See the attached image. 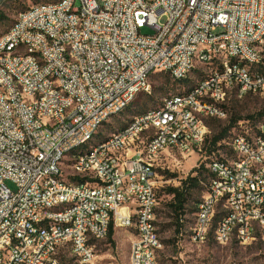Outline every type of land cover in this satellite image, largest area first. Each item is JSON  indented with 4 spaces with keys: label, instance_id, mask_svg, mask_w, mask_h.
I'll list each match as a JSON object with an SVG mask.
<instances>
[{
    "label": "built area",
    "instance_id": "built-area-1",
    "mask_svg": "<svg viewBox=\"0 0 264 264\" xmlns=\"http://www.w3.org/2000/svg\"><path fill=\"white\" fill-rule=\"evenodd\" d=\"M76 10H84L81 37L73 36ZM263 28L264 0H69L54 10L34 7V13L22 15L20 28L12 30L13 43L25 39L29 50H41V58L20 57L13 43L0 38V264H54L53 243H60L62 251L70 236H78V244L70 249L84 250L92 263L97 254L84 248V229L92 230L96 244L99 235L108 238L111 226L122 225H130L134 233L135 264H153L154 249H161L156 228L158 175L153 165L164 168L179 148H187L183 159L196 154L211 180L196 213L198 243L216 232L217 216H227L225 245L237 231H244L248 244L249 235L239 227V219L255 218L257 234L258 227H264V216L257 213V206H264V163H259L264 125L253 128L240 122L237 127L247 134V141H238L240 152L221 155L216 169H208L206 119L222 116L235 76L246 81L238 63L231 62V53L244 51L250 63H264ZM45 33L53 34V42H46ZM249 40H257V47H249ZM203 44H210V52L200 57V68L208 60H225V72L213 69L219 82L200 92L213 99V110L202 109L200 93L176 101L194 105L201 118L175 113L174 105L163 115L139 119L129 134L90 157H81L79 165L89 167V176L69 177L62 172L63 147L85 137L97 118L133 99L137 88H148L143 77L151 75L152 68L175 65L174 77L190 75L193 69L183 72V65L191 63L193 48ZM67 45H75V52H67ZM218 47H225V55H218ZM70 53L82 55L83 64L66 62ZM53 73H60L62 83L72 87L75 99L52 91ZM262 85L264 77L246 82L241 98ZM217 87H225V96H217ZM16 88L30 95L28 105L19 104L21 126L10 121L1 98V90H11L18 103ZM36 97H44V105H36ZM33 110H40V119H33ZM171 120H179L178 131L168 129ZM153 131H161V139L151 151H144ZM255 132H263L260 150H253L250 142ZM157 146H167V154L156 156ZM61 181H69V188H61ZM54 193H63V202L78 201V209L63 217L41 212L42 204H59L53 202ZM138 213L146 215L144 229L134 228ZM88 214L102 217L105 228L92 229ZM27 216L47 219L51 226L71 224V231L39 232V237H32L35 224H27ZM21 247H28V254H21Z\"/></svg>",
    "mask_w": 264,
    "mask_h": 264
},
{
    "label": "bare ground",
    "instance_id": "bare-ground-1",
    "mask_svg": "<svg viewBox=\"0 0 264 264\" xmlns=\"http://www.w3.org/2000/svg\"><path fill=\"white\" fill-rule=\"evenodd\" d=\"M8 0H0V9L7 3ZM69 0H58L52 3L40 4L33 6L27 11L21 12L14 25L10 30L4 35L6 43H13V34L12 30L20 28L22 22V15L34 13L35 10H54L60 8ZM151 1H160V0H151ZM83 19H84V10H76V19L72 23V30L74 37H81V30H83ZM261 38L264 40V28L261 31ZM46 42H53V34L45 33ZM249 47H257V40H249ZM13 50L19 51L20 57H34L41 58V50H29V46L25 39H16L13 43ZM67 52H75V45H67ZM210 52V44H203L198 47L193 48V53H191V63H184L183 72H190L193 69L197 71L200 68V57L206 56ZM218 55H225V47H218ZM66 62H72L75 65L83 64V56L78 55L77 53H70L66 55ZM231 62L238 63V70L246 77V81H242V76L234 77V88L232 91H236L239 97L241 94L246 91V82H257V77H264V63L260 62H249V55L245 54L244 51H237L231 53ZM205 67H213V69H218V72H225V60H208ZM211 69L210 75H205L201 80H199L187 93L175 95L165 99L164 103L159 107L149 110L148 112L141 114L135 117L128 125L123 129L118 130L116 133L112 134L108 138L99 141L86 150H81V147L91 143L97 136L99 130L107 124L108 120L112 117L118 116L123 113L130 105L134 102L136 97L143 92H147L150 89V77L155 73V71H160L161 73L167 74L174 81L182 82L187 80L189 75L185 77H174L175 65L167 66H156L152 68L151 75H145L143 77V84H148V88H137L133 99H128L115 111L107 112L103 117L97 118L95 122V127L85 135V137L80 138L77 142L71 143L63 147L61 151V163H63L66 156L72 157L73 164L76 166H71L73 173L69 174V177H85L89 176V167L84 165H79L81 163V157H90L93 153L99 152V148L104 145L111 144V141H117L119 136H125L129 134V131L134 130L141 118H153L158 115L165 114L166 111H169L172 106L175 105V113H190L191 118H201V110L195 109L194 105H185V103H176V101L189 100L192 97L198 96L200 92H204L207 89L208 85H215L219 82L218 72H213ZM51 89L54 92H62L67 97V99H75V91H73L71 86H65L62 83V76L60 73H53V79H51ZM231 91V92H232ZM264 92V85L259 89H253L252 93ZM264 95V94H263ZM217 96H225V87H217ZM16 97L18 103H14V98H12L11 90H1V98L3 105H6L8 111H10V121L14 122V126H21V118H19V104L28 105L30 102V95L26 94L24 88H16ZM36 105H44V97H36ZM200 105L204 110H213V99L207 96V93H200ZM227 112L224 109L222 116L217 119H226ZM33 119H40V110H33ZM168 129L170 131L179 130V120H171L168 122ZM242 131V130H241ZM245 133V132H244ZM236 133L230 137L229 146L232 148V152H240V145L238 141H247V134ZM161 139V131H153L149 135V138H146L144 143V151H151L153 145H156ZM263 139V132L256 135L255 137H250V142H253V150H260V140ZM178 153L183 157H187V148H179ZM167 154V146H157L155 148V155L162 156ZM71 163V162H70ZM216 163H218V158L213 159L208 163V169H216ZM259 163H264V151L259 155ZM158 165H153V173L157 174ZM61 188H69V181H61ZM206 189H211V180L206 186ZM53 202L59 204H42L41 212L50 213V216L53 217H63L66 213L75 212L78 209V201L66 200L63 202V193H54ZM257 213L259 216H264V206H257ZM144 222H146L145 213H138V215L133 218L134 228L144 229ZM27 224H35V230H32V237H39V232H49L56 234H68L71 231V224H63L59 226H51L49 220L47 219H38L35 216H27ZM88 224L91 225L92 229L105 228V221H102V217L96 216L95 214H88ZM228 227V217L227 216H217L215 222V231L213 232L214 241L219 244H225V236L227 234ZM239 227L246 229V235L248 236V244L260 239L264 241V227H258V234L256 233L255 218L239 219ZM121 229H127L131 231L130 225H122ZM199 227H194L192 231V239L195 242H198ZM106 239V235H99L98 241ZM208 239H205L203 243L207 242ZM233 241H237L240 244L245 245V234L244 231H237V234L229 235L226 238V244H229ZM78 244V236H70V243H63V247H68L70 245ZM83 246L84 248H89L90 254H96V246L92 241V230L84 229L83 237ZM162 248V244H161ZM60 243H53V254H54V264H62L60 259ZM160 249H154L152 254L153 264H158L157 255ZM72 256L77 258L82 264H91V259H85L84 250L80 249H70ZM21 254H28V247H21ZM131 264H135V255L131 253ZM151 264V263H143Z\"/></svg>",
    "mask_w": 264,
    "mask_h": 264
},
{
    "label": "rangeland",
    "instance_id": "rangeland-1",
    "mask_svg": "<svg viewBox=\"0 0 264 264\" xmlns=\"http://www.w3.org/2000/svg\"><path fill=\"white\" fill-rule=\"evenodd\" d=\"M56 1L58 0H8L0 9V12L6 17L4 21L0 20V38L10 30L21 12L27 11L33 6ZM211 69L213 67H205L192 72L185 80L186 82L174 81L167 74L155 71L149 80V91L140 93L129 108L118 116L110 118L107 124L99 130L95 139L88 145L81 147V150H86L90 145H94L123 129L135 117L162 105L165 99L187 93ZM263 94L264 92L252 93L240 98L237 92L233 90L226 104L227 118L222 120L206 119V124L209 127L208 141L211 142L214 136L226 128L234 117L246 120L248 117L254 116V119L250 120L254 126L257 124L264 125V116H257L264 110ZM233 131L234 129H231L228 132L227 137L221 143L222 147L219 148L220 154L224 157H231L232 155L230 146H228L230 137L236 133L245 132L243 127L234 133ZM258 134L260 132H255V135H250V137H255ZM209 154L206 153L207 156ZM172 157L164 168L157 166L159 205L156 212V228L162 244L157 255L158 264H264V241L260 239L245 245L236 241L226 245L219 244L212 238L203 244L193 241L192 231L196 221L197 206L204 197L206 186L209 183V174L205 168L202 169L201 183L191 190L184 214L178 221L171 207L173 197L167 195L165 189L168 187L180 188L183 181L198 175L195 171L201 166L196 154L185 159L179 153ZM72 164L73 160L70 156H66L61 163L62 172L66 176L73 173ZM169 174L175 175V177L171 178ZM7 184L12 191H16L13 184ZM178 222L182 227L177 225ZM133 234V231L127 229L114 228V243H111L108 238L96 242L97 255L91 264H131ZM60 256L62 264H82L72 256L70 249L66 246L63 247L62 251L60 250Z\"/></svg>",
    "mask_w": 264,
    "mask_h": 264
},
{
    "label": "trees",
    "instance_id": "trees-1",
    "mask_svg": "<svg viewBox=\"0 0 264 264\" xmlns=\"http://www.w3.org/2000/svg\"><path fill=\"white\" fill-rule=\"evenodd\" d=\"M6 19V17L4 16L3 13L0 12V20L4 21ZM186 82V81H185ZM225 111L227 112L226 110V106L224 107ZM146 113V112H145ZM144 114V113H143ZM228 114V113H227ZM258 117H263L264 116V110L260 113H258L257 115ZM216 119V118H214ZM254 119V116H250L248 117V119H240V118H232L229 122V125L224 128L218 135L214 136V138L212 139L211 142L208 141L207 139V142H206V146L204 148V151L207 153H210L208 155V157L210 156V160H208V163L210 161H212L213 159L215 158H220V156L222 154H220V150L219 148L222 147L221 143L224 141V139L227 137L228 135V132L231 130V129H234L233 133L236 131V130H239L241 127H237L238 124L242 121L244 122H249L251 123L250 120ZM220 120V119H219ZM263 123V122H262ZM260 124V123H259ZM252 127L254 128L255 126L251 123ZM258 125V124H257ZM232 133V134H233ZM229 141V139H228ZM231 150V149H230ZM218 153V154H217ZM232 153V151H231ZM215 157V158H213ZM201 167L199 169H197L195 172L198 173V175L196 177H189L187 180L183 181L182 182V186L180 188H175V187H168L165 189L166 191V194L169 195V196H172L173 199H172V203H171V207H172V210L173 212L175 213V216L177 218L178 221H180L181 217L183 216L184 214V211H185V206L188 202V199H189V195H190V192L193 188H195L196 186H198L201 181H200V175H201V171L202 169L205 168V164H201L200 165ZM206 169V168H205ZM207 170V169H206ZM208 172V171H207ZM169 176L171 178H174L175 175H170ZM209 176V175H208ZM159 198V197H158ZM197 209H198V206H197ZM179 227H182V225L178 222L177 224ZM113 236H114V228L113 226H111L110 228V231H109V235H108V239L111 243H114L113 241ZM214 239V236H213V232H212V237H210V239ZM209 240V239H208ZM216 242V241H215ZM234 242V241H233ZM237 242V241H236ZM217 243V242H216ZM232 243V242H231ZM60 259H61V256H60Z\"/></svg>",
    "mask_w": 264,
    "mask_h": 264
},
{
    "label": "crops",
    "instance_id": "crops-1",
    "mask_svg": "<svg viewBox=\"0 0 264 264\" xmlns=\"http://www.w3.org/2000/svg\"><path fill=\"white\" fill-rule=\"evenodd\" d=\"M165 155H166V154H165ZM159 168H161L160 165H159Z\"/></svg>",
    "mask_w": 264,
    "mask_h": 264
}]
</instances>
